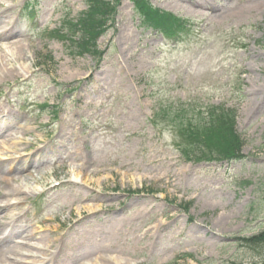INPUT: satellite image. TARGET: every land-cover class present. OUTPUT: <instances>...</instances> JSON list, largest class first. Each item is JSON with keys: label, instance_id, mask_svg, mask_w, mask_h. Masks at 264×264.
<instances>
[{"label": "rangeland", "instance_id": "374dc122", "mask_svg": "<svg viewBox=\"0 0 264 264\" xmlns=\"http://www.w3.org/2000/svg\"><path fill=\"white\" fill-rule=\"evenodd\" d=\"M24 1L0 0V177L13 180L0 192L26 193L17 226L53 241L49 229L75 226L70 246L88 251L68 250L71 264L104 253L122 264H262L264 246L241 239L264 229V0H149L192 20L179 44L121 0L99 60L44 32L83 0H38L33 22ZM194 103L234 110L242 161L185 163L173 134L149 125L160 107ZM55 241L42 243L48 253Z\"/></svg>", "mask_w": 264, "mask_h": 264}, {"label": "trees", "instance_id": "16d2710c", "mask_svg": "<svg viewBox=\"0 0 264 264\" xmlns=\"http://www.w3.org/2000/svg\"><path fill=\"white\" fill-rule=\"evenodd\" d=\"M136 3L138 12L143 14L151 23L159 20L157 12L152 10L143 0H132ZM88 11L77 23H68L69 35H57L61 40L68 41L71 51L79 56L89 54L100 57L97 50L98 38L108 29V24L116 14L119 0H85ZM207 120L198 115L193 119L186 111L180 110L174 114L172 121L177 122V134L184 155L194 161H237L243 159L240 154L243 140L235 131L233 117L230 114L212 116ZM188 147V148H187ZM196 147L195 151H190ZM187 209V207L185 206ZM248 248L264 246V229L259 234L242 238ZM264 264V262H263Z\"/></svg>", "mask_w": 264, "mask_h": 264}, {"label": "bare ground", "instance_id": "6f19581e", "mask_svg": "<svg viewBox=\"0 0 264 264\" xmlns=\"http://www.w3.org/2000/svg\"><path fill=\"white\" fill-rule=\"evenodd\" d=\"M18 50V49H17ZM19 55L25 53V49L22 46L19 47ZM14 198V191L10 190L5 195L3 200L0 201V220H5L4 225L0 224V246L6 247V254L0 252V264H60L64 257L65 245L68 244V240L63 235H59L55 241V248L59 249L53 252V255L46 254V251L41 246L30 245V240L34 237L35 233L30 230L26 231L22 227L16 226L14 224L11 226L13 215L10 213L12 209H9L11 201ZM78 231V229L71 231L72 233ZM53 233H58L53 231ZM18 237L19 241H15V238ZM38 240L39 244L51 245L54 241L51 240V236L40 235L35 237ZM81 246L75 247L73 252H80ZM87 249L83 247L82 253L87 254ZM100 261H96V260ZM91 259L87 258V263L79 264H122L117 261L112 260H101L102 257H97ZM76 263V264H77Z\"/></svg>", "mask_w": 264, "mask_h": 264}]
</instances>
